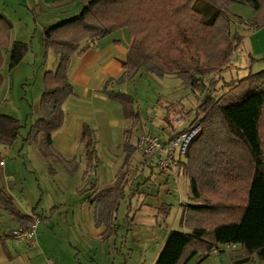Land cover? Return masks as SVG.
I'll list each match as a JSON object with an SVG mask.
<instances>
[{"label": "trees", "instance_id": "1", "mask_svg": "<svg viewBox=\"0 0 264 264\" xmlns=\"http://www.w3.org/2000/svg\"><path fill=\"white\" fill-rule=\"evenodd\" d=\"M233 4L252 8L253 30L264 27V0H87L73 18L45 27L44 48L54 53L57 66L43 75L40 118L22 144L35 143L42 157L61 162L53 153L52 138L63 128V106L72 95L67 79L71 57L82 42L119 30H126L132 43L118 85L132 82L143 71L161 79L175 75L185 88L207 90L210 87L206 88L204 79L221 72L243 41L231 32L232 20L241 21L230 11ZM11 29L12 23L0 15V88L3 52L8 51V70H13L30 50L28 43L10 44ZM200 32L206 48L214 53L211 61L194 45ZM112 83L106 81L101 91L122 107L126 127L120 148L125 156L113 186L94 193L89 201L96 204L95 225L107 227L101 240L113 235V216L125 197L127 167L137 151L131 139L142 124L135 99L108 88ZM245 84L251 90L228 104L222 103L225 94L216 97L208 90L194 119L181 130L199 127L184 155L179 156L182 158L175 159V168L189 181V202L181 218L186 231L168 232L154 264H190L196 256H208L220 245L236 247L231 254L239 256V262L254 256L264 261V70L241 79L234 89ZM20 129L19 120L0 114V146L10 147ZM80 141L89 173L98 165L97 140L89 125H83ZM0 205L20 224L33 220L20 213L1 186ZM169 212L168 205L157 208L163 218Z\"/></svg>", "mask_w": 264, "mask_h": 264}, {"label": "rangeland", "instance_id": "2", "mask_svg": "<svg viewBox=\"0 0 264 264\" xmlns=\"http://www.w3.org/2000/svg\"><path fill=\"white\" fill-rule=\"evenodd\" d=\"M81 3L82 6L80 0H77L72 5V8L76 7L77 14L81 12L87 0H82ZM230 11L241 19L240 22L232 20V35L236 33L243 41L221 72L211 73L204 79L206 88H210L192 91L182 83L176 87L173 85L178 81L175 75L164 76L168 78L170 85L166 86V80L143 71L132 82L123 86L121 92L135 99L141 116L142 124L137 130L143 127L144 130L164 139L169 131L165 133L162 128L167 124L177 128L175 122L179 118L183 121L181 129L190 124L194 119L195 109L208 90L216 97L225 94L223 104H228L251 90L249 84L237 89L234 87L241 79L264 70V42L252 50L250 36L253 28L250 23L254 13L249 5L233 4ZM203 37V32L198 33L194 45L197 52L206 54V58L211 61L214 53L206 48ZM39 69L40 67L35 68V74ZM27 70L30 77L34 76L32 68ZM16 73L13 76L15 79L12 84V96L6 101L16 112L19 109L20 136L10 147L0 146V159L6 165V182L10 187L8 191L15 207L22 211L21 213L32 214L40 219L38 232L43 235L37 234L39 247L33 249V252L39 259L47 262L51 260L54 264H154L168 232L186 231L181 226V218L184 206L189 202V181L176 168L162 172L156 158L135 151L127 167L125 197L113 216V235L107 240H101L100 237L107 227L96 226L95 222L93 227L86 224V202L91 191L84 188L85 176L80 185L78 174L73 175V178L61 172L59 163L50 162L46 165L43 160L38 162L34 150L30 148L32 144H22V139L30 129L27 105L31 104L35 85L34 77L27 80L24 79L26 73ZM213 81L215 83L210 86L209 83ZM24 109L27 115L22 116ZM137 130L131 139L133 143ZM175 158L182 157L175 155ZM72 166L69 164V167ZM52 169L56 170L57 174L52 176ZM162 204L170 206L166 218L157 213V208ZM95 207L96 204H93L94 210ZM97 234L98 236H94ZM235 249L233 246L220 245L215 249L216 252L205 257L196 256L190 264H264V261L255 256L239 262L240 257L231 254Z\"/></svg>", "mask_w": 264, "mask_h": 264}, {"label": "crops", "instance_id": "3", "mask_svg": "<svg viewBox=\"0 0 264 264\" xmlns=\"http://www.w3.org/2000/svg\"><path fill=\"white\" fill-rule=\"evenodd\" d=\"M76 1L0 0V15H3L12 23L10 44L24 42L30 45V50L25 55L22 63L14 70H8L9 53L8 51L3 52V65L1 68L3 83L0 88V114L12 116L20 122L18 118L19 109H17V113L10 106V103L6 101L7 98H11L12 96V84L15 79L13 76L17 72L16 74L19 75L26 73L24 79L26 78L27 80L34 77L35 90L32 94L31 104L27 105L30 127L40 118L39 102L43 91V75L47 72V69L54 71L57 66V58L54 53L51 50L46 51L44 48L43 29L76 16L77 12L75 11L77 9L76 7L72 8V5ZM81 1L80 5L82 6ZM35 40L36 44H34ZM250 40L252 41V50L260 47L264 42V27L253 30ZM131 43L132 40L124 29L113 32L105 38L93 42L84 41L81 43L80 50L71 57L67 70V79L72 87V95L63 106L66 114L65 122L63 128L52 138L53 153L61 158V162H53L50 158L42 157L35 143H32V147H30L32 148L31 150H34L35 158L38 162H42L43 160L46 162H44L46 165H49L50 162L54 164L59 163L62 167L61 172H65V174L73 178H75L73 175L78 174L80 185L85 176L86 182L83 184L84 188L91 191L89 199L86 202V211L88 212V214H85L87 219L86 224L88 226L91 224L92 227L95 222V210L92 208L93 204L89 203L92 199V193L113 186L116 174L122 166L125 156L120 148L123 130L126 127L122 107L101 90L108 80L113 81L108 88L115 91L123 89L125 84L118 85L116 81L123 73L122 64L126 59ZM36 67H40V69L35 74V71H37L35 70ZM28 68H32L34 76L30 77L28 75ZM167 79L164 77L161 79L166 80V86L169 82ZM175 82L174 86H181L180 80ZM26 109H24L22 116L27 115ZM85 124L91 127L97 140L96 153L98 165L89 173H86L85 151L80 141L82 128ZM181 128H175L174 125L168 126L167 124L162 129L165 133L169 131V134H167L166 138L160 139H168L175 132L182 130ZM131 143L135 146L136 140L134 143ZM1 162L3 165L0 166V186L9 195L10 187L6 182V165L3 161ZM69 164L73 165L72 168L69 167ZM160 169L166 172L174 168ZM52 171L54 174H57L56 170L52 169ZM77 191H79L78 187ZM21 214L33 217L32 214ZM28 223L20 224L15 217L5 211L0 205V264H48L47 260L39 259L37 254L33 252V249L39 247L36 236L42 233L38 232L40 223L36 228L34 247H29L27 244L17 242L10 237L11 230L25 226ZM94 236H98V234Z\"/></svg>", "mask_w": 264, "mask_h": 264}, {"label": "built area", "instance_id": "4", "mask_svg": "<svg viewBox=\"0 0 264 264\" xmlns=\"http://www.w3.org/2000/svg\"><path fill=\"white\" fill-rule=\"evenodd\" d=\"M176 127H182L183 121L181 118L177 119ZM199 132V127L182 132L179 130L171 135L166 140H161L160 137L154 135L147 130H144L143 127L138 129L136 132V148L138 151H141L143 155L147 157H154L158 161V166L162 169L175 168V156H183L187 145L191 139ZM3 165L0 162V166ZM40 223L38 217H33V220L21 226L17 229L11 230L10 237L17 242L25 243L29 247H34V237L36 233V228ZM228 246V245H226ZM216 252L213 250L212 253ZM48 264H54L52 261H48Z\"/></svg>", "mask_w": 264, "mask_h": 264}]
</instances>
